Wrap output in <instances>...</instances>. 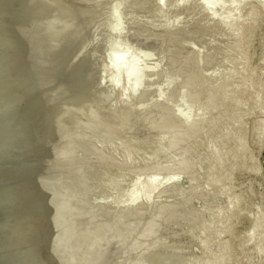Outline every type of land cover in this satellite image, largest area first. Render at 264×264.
Masks as SVG:
<instances>
[{
	"label": "rangeland",
	"instance_id": "374dc122",
	"mask_svg": "<svg viewBox=\"0 0 264 264\" xmlns=\"http://www.w3.org/2000/svg\"><path fill=\"white\" fill-rule=\"evenodd\" d=\"M204 2L6 1V7L19 6L12 12L19 11L18 16L14 14L23 23L22 32L38 51L32 58L38 62L32 63L34 72L43 71L41 81L47 85L43 91L50 95H40L42 103L40 99L30 121L22 119L26 131L21 143L25 140L22 145L26 151L31 148L26 156L33 157L27 156L32 168L25 164L27 157L12 162L18 167L13 165L15 170L9 165L14 171L32 172L27 175L34 189L37 185L35 200L43 207L41 218H47L42 224V211L37 206L39 214L33 217L38 216L41 223L30 220L36 221L29 226L36 232L33 235L31 229L35 238L30 236L31 241L37 239L33 246L39 242L36 245L44 247L37 251L35 246L33 263L42 257L43 264L51 260L52 264H263L264 257L254 246L264 238V227H252V221L264 215V133L244 138L236 157L224 153L225 170L214 169L212 164L219 159L221 148L235 147L240 132L236 123L242 122L251 133H257L259 126L264 129V0ZM42 12L47 16L35 22ZM248 26H254L249 41L242 35L249 32ZM50 35L55 36V44L47 43ZM133 56L143 62L132 61L133 65L137 62L132 66L135 70L127 59ZM123 63L138 76L133 83L129 76L135 86L127 83L129 74ZM256 72L259 76L255 79ZM36 75L27 85L41 82ZM245 80L250 85H245ZM255 85L260 94L256 92L248 108L247 93L243 97L241 93ZM2 94L0 91V102L7 104L10 98ZM43 104L47 106L45 116L39 113ZM40 130L41 135H36ZM210 148L220 155H213ZM225 161L231 170L242 167L243 172L230 174ZM20 163H24V170ZM155 179L160 185L150 196L145 195ZM216 179L229 184L226 189L219 183L218 189L223 187L224 191L218 194L212 183L215 180L218 184ZM240 192L246 195L241 202L237 199ZM231 195L234 207L221 212ZM240 217L244 221H238ZM218 218L221 229L233 225L226 234L225 229L224 233L218 231ZM37 223L43 230L36 228ZM222 239H228L229 244ZM224 241L223 250L229 252L222 253ZM47 249L51 251H46L48 258L43 255ZM216 255L220 261L214 259ZM43 257L51 260L45 262Z\"/></svg>",
	"mask_w": 264,
	"mask_h": 264
},
{
	"label": "bare ground",
	"instance_id": "6f19581e",
	"mask_svg": "<svg viewBox=\"0 0 264 264\" xmlns=\"http://www.w3.org/2000/svg\"><path fill=\"white\" fill-rule=\"evenodd\" d=\"M6 1L7 0H0V91H1V93H3L5 96V98H10V99H7V102H6V100H5V102L7 103V104H5V103H3V104H1V102H3V101H1L0 102V264H36L37 263V261L39 260L40 261V263L41 264H43V262H41V258H40V256H39V258L41 259H38V260H36V262L35 263H33L32 261L33 260H35V255L34 254H36L35 253V251H34V249H35V246H38V245H36L37 243H39V242H36V244H35V246H33L34 244L33 243H35V242H32V241H36V240H34L35 238L32 236V235H30V234H32L31 232H32V230H34L33 231V235H34V232H35V228L34 227H30L29 228V226H30V224L32 223H30V220L32 221L33 219L34 220H36L37 219V217H36V219L34 218L35 217V214L36 213H38V209L40 210V211H42L43 209V207L42 208H39V204L37 205V203H36V195H37V192H36V195H34L35 193H34V190L36 189V187H37V185H36V187H35V189H34V186H33V184H32V180L30 181V178L28 177V175H30L29 173H25V171H14L15 170V168H18L17 166H16V163L15 164H13L12 162H14L17 158H19L20 160H21V158L23 159V158H25V157H27L30 153L28 152V150L30 151V149H28L27 151H26V148L24 149V145H22L24 142H25V140L23 141V143H21L22 142V140H23V136H22V133H24V131H26L24 128L25 127H22L23 126V124H25V123H23L22 124V119H25L24 120V122H27L26 121V119L28 120V118L30 117V114L32 113V111H33V109L36 107V104L37 103H39V100L41 99L40 97V95H42L43 93H45L44 91H43V88H44V85H45V80H44V84H43V80L41 81V78H43L44 79V75H43V77H41L40 75H42V74H40V72H39V70H42V69H37L38 70V72L39 73H35L34 71H35V66L33 67V64H34V62L35 61H33V55L34 54H37L38 55V51L36 52L35 50H37V49H34L35 47H34V45H32L30 42H29V39L27 38V36H25V33L24 32H22V31H24V29H23V27H22V24L23 23H21V21L19 22V20L17 19V17H15V14H14V12L16 13L17 11L16 10H14V12H12L13 10L12 9H15L16 7H19V6H16L15 8L13 7V6H8V7H6V5H5V3H6ZM18 1V0H17ZM239 0H237V2H238ZM160 2V1H159ZM206 2H207V0H206ZM206 2H204V4L206 3ZM211 2V1H210ZM232 2H233V0H232ZM231 2V3H232ZM8 3V2H7ZM236 2H234V4H235ZM233 4V3H232ZM247 4V3H246ZM15 5H17V4H15ZM14 5V6H15ZM19 5V4H18ZM205 5H207V4H205ZM23 6V5H22ZM21 6V7H22ZM20 7V8H21ZM18 9V8H17ZM25 9V8H24ZM23 10V9H22ZM21 10V11H22ZM228 11V10H227ZM226 11V12H227ZM240 11V10H239ZM23 12V11H22ZM242 12V11H241ZM17 13H19V11L17 12ZM16 13V14H17ZM21 13V12H20ZM24 13V12H23ZM19 14H17L16 16H18ZM46 14H44V12H42L41 13V15L40 16H38L37 15V19L35 20V22H38L39 23V21L41 22L42 20H41V18L43 17V19H44V16H45ZM23 16V15H22ZM47 16V15H46ZM244 16V15H243ZM20 17V16H19ZM19 19H21V18H19ZM46 19V18H45ZM48 19V18H47ZM24 21V20H23ZM46 22H47V20H46ZM238 22H240V21H238ZM242 22H244V20L242 21ZM25 23V22H24ZM241 23V22H240ZM26 24V23H25ZM24 24V25H25ZM232 24V23H231ZM239 24V23H238ZM243 25V24H242ZM235 26V25H234ZM248 28H250L249 29V32L247 33V34H245L244 35V33L242 34L246 39H248V41H249V38H252V37H250V36H252L253 34H254V26H253V29L251 28V26L249 27L248 26ZM256 31V30H255ZM244 32V31H243ZM24 33V34H23ZM55 36H52L51 37V35L49 36V37H47V39H46V41H47V43L49 42L50 44H55V41H54V39H56V38H54ZM243 37V38H244ZM242 38V39H243ZM246 39H244V40H246ZM34 43V42H33ZM251 43H252V41H251ZM35 44V43H34ZM246 44H247V47L250 45V44H248L247 43V40H246ZM36 45V44H35ZM117 45V44H116ZM252 45H253V43H252ZM251 45V46H252ZM37 46V45H36ZM39 46V45H38ZM127 47V46H126ZM38 48V47H37ZM125 48V47H124ZM253 48V47H252ZM117 49H118V47H117ZM122 49V48H121ZM249 49V48H248ZM122 50H124V49H122ZM121 50V51H122ZM121 51H119V52H121ZM131 53V52H130ZM136 53H138L137 51H136ZM135 53V54H136ZM124 54V53H123ZM122 54V55H123ZM121 55V54H120ZM128 56V55H127ZM113 57V56H112ZM131 57V56H130ZM127 58V59H129V61H130V63H129V61H126L127 59H125V61L126 62H128V64H130V66L128 65V64H126V65H128L129 67H132V66H134L135 67V63H137V62H135L134 63V65L132 64L133 62L132 61H138L139 59H141V58H139V59H136L135 60V58H134V56L132 57V58H134V60L132 59V58ZM135 57H136V55H135ZM120 58V57H119ZM126 58V57H125ZM41 59V58H40ZM251 59V58H250ZM36 60V62H37V59H35ZM39 60V59H38ZM120 60V59H119ZM123 60V59H122ZM252 60V59H251ZM140 61V60H139ZM138 61V63H140ZM35 62V63H36ZM39 62H42V61H39ZM119 62V61H118ZM33 63V64H32ZM38 63V62H37ZM36 63V64H37ZM141 63H143V62H141ZM140 63V64H141ZM124 64V63H123ZM124 64V65H125ZM139 64V65H140ZM249 66L251 67L252 65H251V63L249 62ZM35 65V64H34ZM126 65H125V68H126ZM138 65V64H137ZM120 67H122V66H120ZM128 67V68H129ZM134 67H132V69L133 70H135V68ZM138 67V66H137ZM249 67V68H250ZM43 68V67H42ZM124 68V67H123ZM123 69V70H128V72L130 71V73L132 72L130 69H128V68H126V69ZM144 68V67H143ZM255 68V67H254ZM250 69H252L253 70V68H250ZM256 69V68H255ZM137 70V69H136ZM251 70V72H253ZM248 71V70H247ZM256 71V70H255ZM254 71V72H255ZM43 72V71H42ZM41 72V73H42ZM113 72V71H112ZM127 72V71H126ZM127 72V77H125V79L126 78H128L129 79V76L130 77H132L131 79V82L133 81L134 82V80H137L138 78V76L136 75V74H134L133 72H132V74H130V73H128ZM135 72V71H134ZM140 72V71H139ZM142 72V71H141ZM250 72V71H249ZM35 73V74H34ZM124 73V72H123ZM136 73V72H135ZM36 74H38L40 77H38L37 78V80L38 79H40V81L41 82H39V80L37 81V83L35 82H33L35 85L36 84H41L42 83V86L41 85H36V86H31V84H32V82L29 84V85H27V82L29 81V78H31L32 77V75L34 76V75H36ZM126 73H124L123 75H125ZM252 74V73H251ZM254 74V78L256 79V74L259 76V74L256 72V73H253ZM261 74V73H260ZM132 75V76H131ZM136 76V79H134L135 77L134 76ZM37 76V75H36ZM36 76H34V78L36 77ZM246 76H247V73H246ZM248 76H249V74H248ZM261 76H262V74H261ZM123 77V76H122ZM134 77V78H133ZM250 78L252 77L253 78V76L252 75H250L249 76ZM33 78V77H32ZM32 78L30 79L31 81H32ZM250 78H248V79H250ZM251 78V79H252ZM36 79V78H35ZM34 79V80H35ZM246 79V78H245ZM250 79V80H251ZM254 79V80H255ZM261 79V78H260ZM28 80V81H27ZM139 80V79H138ZM137 80V81H138ZM36 81V80H35ZM130 81V79L129 80H127V83ZM137 81H136V83H137ZM256 81V80H255ZM131 82H129V83H131ZM132 82V83H133ZM254 82V81H253ZM252 82V83H253ZM263 82V81H262ZM132 83L130 84V85H132ZM250 81L248 82L247 80H245V82H244V84L245 85H247V84H249L250 85ZM140 84V83H139ZM129 84H128V87L130 86ZM134 85V84H133ZM132 85V86H133ZM259 85H260V83H259ZM262 85V84H261ZM261 85H260V87H261ZM39 88H38V87ZM47 85H45V87H46ZM132 86L130 87L131 89H133L132 88ZM135 86V85H134ZM138 85L136 84V87H137ZM37 87V88H36ZM248 87H251L252 88V86H248ZM260 87H258L257 85H255L252 89H250V90H247L246 91V87L243 89L244 90V92H242L241 93V96L243 97V95L245 94V93H247V96H248V98H247V104H248V108L250 107V105H251V107H252V102H253V98L255 97V94H256V92H257V88H260ZM40 88H42V89H40ZM135 88V87H134ZM131 89H130V92H131ZM38 90H40V91H38ZM46 90V89H45ZM127 90L129 91V89L127 88ZM133 91H135V89H133L132 90V92ZM240 91V90H239ZM258 91H259V89H258ZM237 92H238V90H237ZM40 93V94H39ZM240 93V92H239ZM257 93H259L260 94V92H257ZM2 94V95H3ZM45 94H47L46 96L48 97V95H49V93L48 92H46ZM45 94L42 96V97H44L45 96ZM51 94V93H50ZM6 95L8 96V97H6ZM239 95V97H240V94H238ZM50 96V95H49ZM236 97H238L237 95H235ZM3 96L1 97L2 99L4 98ZM260 97V96H259ZM47 99V98H46ZM238 99H240V98H238ZM8 100H10V102L8 101ZM44 100H45V98H44ZM46 101V104H45V102H43L45 105H47V101H48V99L47 100H45ZM257 101V100H256ZM9 102V103H8ZM40 102L42 103V99L40 100ZM262 102H264L263 100H262ZM43 104V106L44 107H42L41 109H39V107L40 106H38L37 108L39 109V113H43V115L45 116V113H46V108H47V106H45ZM260 107V106H259ZM264 107V106H263ZM246 108V107H245ZM247 108V109H248ZM38 109H37V111L36 112H38ZM249 110V109H248ZM247 110V111H248ZM246 111V112H247ZM253 111H255V110H253ZM34 113V112H33ZM250 113H252V112H250L249 111V113L248 114H250ZM256 114V113H255ZM32 115V114H31ZM36 115V114H35ZM42 115V114H41ZM247 115V114H246ZM253 115V114H252ZM44 116H43V118H44ZM181 116V115H180ZM233 116V115H232ZM257 116V115H256ZM22 117V118H21ZM36 117H38V116H36ZM39 117H40V115H39ZM253 117V116H252ZM258 117V116H257ZM42 118V119H43ZM233 118H234V116H233ZM241 118H243V117H241ZM245 118V117H244ZM259 118V117H258ZM36 119V118H35ZM40 119H41V117H40ZM183 119V118H182ZM230 119V118H229ZM251 119V118H250ZM254 119V118H253ZM38 120V119H37ZM45 120V119H44ZM223 120V119H222ZM232 120V119H231ZM234 120V119H233ZM238 120V122H241V121H239V119H237ZM237 120L236 121H234V123H236L237 122ZM257 120V119H256ZM28 121H30V119L28 120ZM32 121H33V119H32ZM31 121V122H32ZM40 121V120H39ZM261 121V120H260ZM260 121H259V123H260ZM264 121V120H263ZM262 121V122H263ZM35 122V121H34ZM42 122V121H41ZM222 122H224V121H222ZM248 122V121H247ZM37 123H39V122H37ZM44 123H45V121H44ZM242 123V122H241ZM241 123H240V125H238L237 123H236V125L238 126V128H239V131H237V132H239L238 134H239V136H238V138H237V140L234 142L235 143V147H233V148H230L229 147V149H228V147L227 146H225L224 147V150H223V148H221V151H219V152H221L220 154H218L217 152V154L218 155H220L218 158L219 159H217L218 160V162H217V160L216 159H214L213 161H214V165L211 163V162H209V166H211L210 165V163L212 164V166H213V168H214V166L217 168V170L218 169H221V168H223L224 170H225V168H227V167H225L224 168V160L226 159L225 158V156L227 155V153L228 154H230L231 156L233 155V153H234V156L236 155L235 153L237 152V154L238 153H240V152H238L237 151V149L241 146V144H242V142H244L243 141V139L244 138H248L249 137V139L252 137V135L253 134H256V136L257 135H259L260 133H264V129L263 128H261L260 126H259V128H260V130L256 133V131H255V133H251V131L249 132L248 130H250V129H245L243 126H241ZM252 123V122H251ZM255 123V122H254ZM258 123V122H257ZM36 124V123H35ZM220 124H223V123H220ZM32 125H33V123H32ZM43 125V124H42ZM244 125V124H243ZM37 126V125H36ZM224 126V125H223ZM27 127H31V125H29V126H27ZM41 127V125H39V127L38 128H40ZM43 127V126H42ZM41 127V128H42ZM246 127V126H245ZM251 127V126H250ZM33 129H34V126L32 127ZM38 128H37V130H38ZM222 128V127H221ZM24 129V130H23ZM257 129V128H256ZM255 129V130H256ZM36 130V131H37ZM33 131V130H32ZM31 131V132H32ZM35 131V132H36ZM42 130H40V131H38V132H34L36 135L38 134L39 135V133L41 132ZM27 132H28V129H27ZM26 132V133H27ZM30 132V133H31ZM221 132V131H220ZM253 132H254V130H253ZM231 133V132H230ZM34 134V135H35ZM218 134H219V132H218ZM222 134V133H221ZM27 135V134H26ZM31 135H33V132H32V134ZM40 135H41V133H40ZM43 136H44V133L42 134ZM250 135H251V137H250ZM17 136H19V137H17ZM24 136H25V134H24ZM30 136V135H29ZM254 136V135H253ZM27 137V136H26ZM35 137V139H37V137L38 136H34ZM235 137H237V136H235ZM228 138H230V137H228ZM27 139H28V137H27ZM31 139H33L32 137H31ZM221 139V138H220ZM232 139V138H231ZM248 139V140H249ZM233 140H235V139H233ZM245 140V139H244ZM247 140V141H248ZM34 140H32V142H33ZM224 141H226V140H224ZM231 141V140H230ZM246 141V142H247ZM221 142H223V141H221ZM232 142V141H231ZM26 143V142H25ZM223 143H225V142H223ZM222 143V144H223ZM227 143V142H226ZM251 143V142H250ZM253 143H255V142H253ZM252 143V144H253ZM38 144H39V142H38ZM43 144V143H42ZM31 145V144H30ZM29 145V146H30ZM32 145H33V143H32ZM219 145V144H218ZM227 145H228V143H227ZM35 146H37V145H35ZM39 146V145H38ZM42 146V145H41ZM231 146V145H230ZM246 146V145H245ZM250 146V145H249ZM34 147V146H33ZM223 147V146H222ZM227 147V148H226ZM40 148V147H39ZM215 148V147H214ZM226 148V149H225ZM36 149H38V147H36ZM243 149V148H242ZM33 150V149H32ZM41 148H40V150H38V151H40L41 152ZM212 148H210V151L212 152ZM223 150V151H222ZM215 151H217L216 149H215ZM29 153L27 156H26V154L27 153ZM34 152V151H33ZM36 152V151H35ZM211 152H210V155L212 156V154H211ZM214 152V151H213ZM212 152V153H213ZM242 152V151H241ZM224 153L226 154L225 156H224ZM217 154H214L213 153V155H216V157H217ZM245 154V153H244ZM36 155H38V154H36ZM35 155V156H36ZM30 157H32L31 155H29ZM34 156V155H33ZM34 156V157H35ZM211 156H210V158H211ZM248 156H250V155H248ZM236 157V156H235ZM238 157H240V154H239V156ZM244 157H245V155H244ZM252 157V156H251ZM254 157H255V155H254ZM33 158V157H32ZM209 158V159H210ZM215 158V157H214ZM231 158V157H230ZM19 159H17V161L19 160ZM30 159V158H29ZM29 159H28V157H27V161H26V163L25 164H27V163H30V162H28L29 161ZM35 159V158H34ZM208 159V160H209ZM212 159H213V156H212ZM236 159H238V158H235V160ZM244 159V158H243ZM246 159V158H245ZM20 160H19V162H20ZM33 159H31L30 161H32ZM216 160V161H215ZM231 160H233V159H231ZM17 161H15V162H17ZM24 160H22V162H23ZM35 161H37V160H35ZM237 161V160H236ZM215 162H217L216 163V165H215ZM227 161H225V163H226ZM232 162V161H231ZM12 163V164H11ZM34 163V162H33ZM41 163V162H40ZM43 163V162H42ZM22 163H20V167L23 165V166H25L24 165V163L21 165ZM237 165H238V163H236ZM251 164V163H250ZM9 165H11L12 167H13V165H15L13 168H14V170H13V168L11 169L10 168V166ZM28 165L29 164H27L26 166L28 167ZM226 165H227V163H226ZM18 166H19V164H18ZM29 166H31V164L29 165ZM42 166V165H41ZM52 166V165H51ZM208 166V165H207ZM212 166H211V168H212ZM227 166H230L229 164L227 165ZM235 166V165H234ZM252 166V165H251ZM9 167V168H8ZM43 167H45V166H43ZM238 167V166H237ZM255 167V166H254ZM254 167H252V168H254ZM28 168H32V167H28ZM212 168V170H214V169H216V168H214L213 169ZM242 167H239L238 169H233V170H231V166H230V170L231 171H229V169L227 170L226 169V173H228V171H229V173L230 174H232L233 175V173L235 174V175H238V174H240L241 172H243L242 171V169H241ZM248 168H250L249 166L247 167V169H245V170H248ZM27 169V168H26ZM52 169H53V166H52ZM16 170H19V169H16ZM21 170H24V168L22 169V167H21ZM55 170V169H54ZM224 170L223 171H221L219 174H223L224 173ZM250 170V169H249ZM255 170V169H254ZM30 171V170H29ZM56 171V170H55ZM214 171H216V170H214ZM246 172V171H245ZM251 172H252V169H251ZM225 173V174H226ZM248 173V172H247ZM28 174V175H27ZM56 175V174H55ZM229 175V174H228ZM33 176V175H32ZM59 176V175H58ZM220 176V178H223V177H221V175H219ZM226 177H227V175H225ZM231 176V175H230ZM245 176V175H244ZM31 177V176H30ZM233 177H231V179H232ZM152 179V178H151ZM226 179H228V178H226ZM230 179V180H231ZM150 180V179H149ZM217 181H218V179H216ZM222 180H224V179H222ZM222 180H220L219 179V181H222ZM235 180V179H234ZM243 180V179H242ZM218 181V184L220 183H222V182H219ZM228 181H229V179H228ZM228 181H227V183H228ZM236 181V180H235ZM212 182V181H211ZM224 182V181H223ZM225 182H226V180H225ZM230 182V181H229ZM232 182H233V179H232ZM240 182V181H239ZM243 182V181H242ZM160 183H161V181H160ZM160 183H158L157 181H156V179L153 181L152 180V182L150 181V184L148 185V183L146 182V184L148 185V187H146L147 189H146V194L145 195H147V196H150L152 193H153V191L154 190H156V188H157V186L158 185H160ZM215 186H216V193L217 192H223L224 190V188L222 187V188H219L218 189V187L217 186H220V184L218 185L217 184V182H215V180L212 182ZM60 184V183H59ZM231 184V183H230ZM238 184V183H237ZM239 184H241V183H239ZM222 186H224L223 185V183L221 184ZM229 184H227V186H228ZM232 185H233V183H232ZM235 185V184H234ZM233 185V186H234ZM243 185V184H242ZM62 186V185H61ZM226 186V185H225ZM224 186V187H225ZM227 186H226V189H227ZM238 186H240V185H238ZM247 187V186H246ZM250 188V187H249ZM226 189H225V191H226ZM229 189H230V187H229ZM244 189H246V188H244ZM223 190V191H222ZM246 190H248V189H246ZM250 190V189H249ZM213 191V190H212ZM228 191V190H227ZM241 191V190H240ZM242 191H243V189H242ZM245 191V190H244ZM248 192V191H247ZM253 192V191H252ZM237 193H239V192H237ZM245 193H246V191H245ZM245 193H244V197L246 196L245 195ZM218 194V193H217ZM224 194H228L227 192L225 193L224 192ZM252 194V193H251ZM219 195H221V194H219ZM219 195L217 196V197H219ZM237 195H239V198H237V199H240V202L243 200V194H241V192H240V194H237ZM237 195H236V197H237ZM254 195V194H253ZM251 195H249L248 197H250ZM233 197H234V195H233ZM38 198V197H37ZM229 199L226 201L227 203H226V205H225V207H224V210L223 211H221V212H226L227 210H229V208H230V206L232 205V204H234V203H231L232 202V199H234V198H232V195H231V197L229 196L228 197ZM231 198V199H230ZM251 198V197H250ZM262 198H263V200H264V195L262 196ZM222 199V198H221ZM247 200V199H246ZM251 200H252V198H251ZM39 201V200H38ZM238 202V201H237ZM240 202L238 203V204H240ZM245 202V201H244ZM244 204V203H243ZM37 206H38V209H37ZM233 206V205H232ZM55 207H57V206H55ZM234 207V206H233ZM237 207V206H236ZM237 208H239V207H237ZM235 209V210H238V209ZM42 209V210H41ZM242 209H244V206H243V208ZM222 210V209H221ZM235 210H234V212L233 213H235ZM233 211V210H232ZM231 211V212H232ZM241 211V210H240ZM239 211V212H240ZM242 212H243V210H242ZM241 212V213H242ZM233 213H231L229 216L230 217H232L233 216ZM238 213V212H237ZM241 213H239L240 214V216H241ZM39 214V213H38ZM223 213H221L220 215H222ZM37 215V214H36ZM219 215V216H220ZM226 215H228V214H226ZM234 215H236V214H234ZM34 216V217H33ZM41 216L44 218V211H42V214L40 213V215H39V217H40V219H42L41 221H42V224L44 223V220H46V219H43V218H41ZM57 216V215H56ZM224 215H222L221 217H223ZM245 216V215H244ZM243 216V217H244ZM220 217V218H221ZM225 217V216H224ZM230 217H228V218H230ZM237 217H238V214H237ZM242 217V216H241ZM241 217L240 218H238L239 220L238 221H240V219H241ZM31 218V219H30ZM220 218H218V223H217V229H218V231L220 230V232L221 231H223L222 233H224V229L226 230V232H225V234L229 231V225H231L230 223H229V225H228V229H226V227H224V229H221L223 226L221 225V222H220ZM246 218H248V217H246ZM226 219V218H225ZM233 219H234V217H233ZM33 220V221H34ZM222 220H223V218H222ZM228 220H230V219H228ZM242 220V219H241ZM246 220V219H245ZM36 221H38V220H36ZM35 221V222H36ZM40 221V220H39ZM38 221V222H39ZM47 221V220H46ZM226 221H227V219H226ZM242 221H244V219L242 220ZM252 221V220H251ZM35 222H33L32 224H35ZM49 222V221H48ZM217 222V221H216ZM223 222V221H222ZM229 222V221H228ZM227 222V223H228ZM234 222V221H233ZM233 222H231V223H233ZM39 223H41V222H39ZM39 223H37V229L39 228V229H41L40 227H42V226H40L39 225ZM226 223V222H225ZM235 223V222H234ZM240 223V222H239ZM239 223H237V225H240ZM244 223V222H243ZM31 224V225H32ZM45 224H47V223H45ZM48 224H50V223H48ZM47 224V225H48ZM54 224H55V222H54ZM236 224V223H235ZM234 224V225H235ZM40 227H39V226ZM47 225H45L46 226V230H49V229H47ZM227 225V224H226ZM231 226H233V225H231ZM252 227H257L258 229H261V227L263 228L264 227V215H262V216H260V217H258V218H254L253 219V221H252ZM32 228H34V229H32ZM32 229V230H31ZM36 229V230H37ZM44 229V230H45ZM231 229V228H230ZM234 229V228H233ZM41 230H43V229H41ZM41 230H40V232H41ZM228 230V231H227ZM236 230H238L237 228H236ZM38 231V230H37ZM217 231V230H216ZM218 231L215 233V234H218ZM230 231H233V235H234V230H230ZM39 232V233H40ZM43 232V231H42ZM42 232H41V234H42ZM47 231H45V233H46ZM36 233V232H35ZM44 233V234H45ZM49 233V232H48ZM40 234V235H41ZM47 234V233H46ZM229 234H230V232H229ZM228 234V235H229ZM43 235V234H42ZM223 235V234H222ZM260 235V234H259ZM30 236L31 237H33L32 238V241H31V238H30ZM36 236V235H35ZM214 236V235H213ZM239 236V235H238ZM256 236V235H255ZM255 236H254V234H253V237L255 238ZM262 236V235H261ZM264 236V235H263ZM37 237V236H36ZM44 237V236H43ZM45 237L47 238V236L45 235ZM45 237L43 238V239H45ZM37 238H41L42 239V236L41 237H37ZM220 238V237H219ZM223 238V237H222ZM228 238H229V236H228ZM233 238H235V237H233ZM42 239V240H43ZM40 240V239H39ZM222 240H228V239H222ZM221 240V241H222ZM211 241V240H210ZM225 241L223 242V244H221V251H222V253H223V248H224V246H226L225 245ZM45 242V240L44 241H42V243H44ZM46 242H47V240H46ZM41 243V242H40ZM41 243V244H42ZM211 243V242H210ZM226 243L227 244H229L227 241H226ZM236 243V242H235ZM41 244H39V245H41ZM49 244V243H48ZM220 244V243H219ZM45 245H47L46 243H45ZM208 245H210L209 243H208ZM208 245H206V246H208ZM230 245H231V243H230ZM211 246V245H210ZM240 246V245H239ZM39 248H38V250L37 251H39V250H41V249H43L44 247H43V244L41 245V246H38ZM41 247H43V248H41ZM229 247V246H228ZM232 247V246H231ZM236 247H237V245H236ZM245 247V246H244ZM37 248V247H36ZM219 248V247H218ZM239 248V247H238ZM206 249V248H205ZM234 249V248H233ZM254 249L256 250V252L257 253H259V254H262V256L264 257V238L262 237V238H260L259 240H258V242H257V244L254 246ZM209 250H210V247H209ZM227 249L225 248V251H226ZM231 250V249H230ZM245 250V249H244ZM42 251V250H41ZM40 251V253L42 254V252ZM46 251H48V249L47 250H45V251H43V252H45V253H43V255L45 254V257H47V255H46ZM50 251V250H49ZM48 251V252H49ZM225 251H224V253H225ZM228 252H229V250H227ZM232 251V250H231ZM240 251V253H241V250H239ZM47 252V253H48ZM51 252V251H50ZM227 252V253H228ZM234 252H236V251H234ZM221 253V252H220ZM222 253L220 254V256L222 257ZM226 253V254H227ZM39 254V253H38ZM211 254V253H210ZM217 254H219V253H217ZM234 253H232V255H233ZM242 254V253H241ZM240 254V255H241ZM209 255V254H208ZM231 255V254H230ZM232 255H231V257H232ZM235 255V254H234ZM239 255V254H238ZM239 255V256H240ZM38 256V255H37ZM42 256V255H41ZM51 256V255H50ZM220 256L219 255H216L215 257H214V259H217V260H219L220 261ZM236 256V255H235ZM238 256V257H239ZM45 257H43L44 258V261H45V259H46V261L48 262L49 260H51V259H47V258H45ZM224 257L225 258H223L224 260H226V255H224ZM250 257V256H249ZM34 258V259H33ZM38 257H36V259H37ZM213 258V257H212ZM228 258H230V256L228 257ZM233 258H234V256H233ZM54 259V258H53ZM208 259V258H207ZM213 259V260H214ZM232 259V258H231ZM231 259H230V261H231ZM213 260H211L212 262H213ZM227 260H229V259H227ZM234 260V259H233ZM263 260V259H262ZM43 261V260H42ZM45 261V262H46ZM51 262L53 263V261L51 260ZM51 262H48V263H51ZM227 262V261H226ZM234 262H236V261H234ZM48 263H45V264H48ZM51 263V264H52ZM214 263H215V261H214ZM225 263V262H224ZM224 263H222V264H224ZM228 263V262H227ZM231 263V262H230ZM239 263V262H238ZM39 264V263H38ZM221 264V263H220ZM234 264H236V263H234ZM263 264H264V261H263Z\"/></svg>",
	"mask_w": 264,
	"mask_h": 264
},
{
	"label": "water",
	"instance_id": "95a60500",
	"mask_svg": "<svg viewBox=\"0 0 264 264\" xmlns=\"http://www.w3.org/2000/svg\"><path fill=\"white\" fill-rule=\"evenodd\" d=\"M39 156V154L37 155V157Z\"/></svg>",
	"mask_w": 264,
	"mask_h": 264
}]
</instances>
